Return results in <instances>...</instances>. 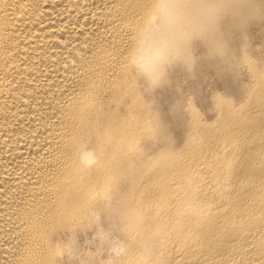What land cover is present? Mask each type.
Wrapping results in <instances>:
<instances>
[{"label": "bare ground", "instance_id": "bare-ground-1", "mask_svg": "<svg viewBox=\"0 0 264 264\" xmlns=\"http://www.w3.org/2000/svg\"><path fill=\"white\" fill-rule=\"evenodd\" d=\"M152 6L0 0V264H79L53 245L95 250L90 210L110 213L122 264H264V19L225 20L229 63L197 42L194 75L151 93L129 52ZM175 26L150 34L146 66Z\"/></svg>", "mask_w": 264, "mask_h": 264}, {"label": "clouds", "instance_id": "clouds-1", "mask_svg": "<svg viewBox=\"0 0 264 264\" xmlns=\"http://www.w3.org/2000/svg\"><path fill=\"white\" fill-rule=\"evenodd\" d=\"M229 18L238 21L241 26L252 20L264 19V0H153V6L130 49L129 64L145 89L152 93L167 84L171 72L177 68L194 75L198 59L197 42L206 47L212 57L229 63L230 56L221 55V49L229 45L223 31L224 21ZM172 21L176 22V26L168 34L167 46L152 67L146 66L142 54L150 34ZM94 131L98 134V129ZM78 158L86 168L97 162L96 152L87 146V142L79 147ZM100 199L105 208L110 206L111 197L106 193L101 194ZM105 213L110 214L108 211L96 214L90 210L85 220L91 226L86 233L79 232L84 235L93 232L92 239L98 241L95 250L77 254L79 238L77 233H71L67 241L54 243L53 252L60 259L67 256L78 260L79 264H96L98 258L107 253V258L103 259L105 264H122L128 245L124 239L103 227L102 214Z\"/></svg>", "mask_w": 264, "mask_h": 264}]
</instances>
